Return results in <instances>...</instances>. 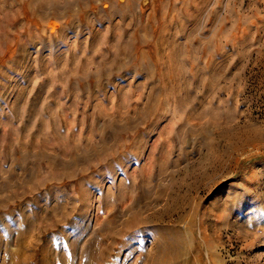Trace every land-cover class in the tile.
<instances>
[{
    "label": "rangeland",
    "instance_id": "374dc122",
    "mask_svg": "<svg viewBox=\"0 0 264 264\" xmlns=\"http://www.w3.org/2000/svg\"><path fill=\"white\" fill-rule=\"evenodd\" d=\"M57 1L0 0V264H264V0Z\"/></svg>",
    "mask_w": 264,
    "mask_h": 264
},
{
    "label": "bare ground",
    "instance_id": "6f19581e",
    "mask_svg": "<svg viewBox=\"0 0 264 264\" xmlns=\"http://www.w3.org/2000/svg\"><path fill=\"white\" fill-rule=\"evenodd\" d=\"M23 1V0H22ZM72 1V0H71ZM71 1H66L65 4H63L65 7L64 8H68L71 9L72 7H74L76 5V3H71ZM80 2H82V0H78ZM87 1V0H86ZM85 1V2H86ZM20 2V0H19ZM38 2V3H37ZM63 2V0H62ZM74 2V1H73ZM25 6H27V9H29L30 11L33 12L34 9H36L35 11L38 12H42V11H46V10H50L52 9L54 11V14L56 15V17L58 16V12L61 9V4L60 1L55 0L53 3H47L46 1L43 0H26ZM24 3H21L22 5ZM37 3V4H36ZM127 4V2H126ZM124 5V4H123ZM133 0H129V4L127 5L129 8L133 7ZM80 6V5H79ZM125 7V6H124ZM113 9V7H112ZM72 11V10H71ZM113 11V10H112ZM30 12V13H32ZM39 13V12H38ZM5 14V13H4ZM35 14V13H34ZM36 15V14H35ZM38 15V14H37ZM32 16V15H31ZM8 19V18H7ZM12 23V22H10ZM10 23L7 20L2 21L0 19V29L1 27L5 26L7 27L5 24H9ZM12 26V25H10ZM9 27V26H8ZM5 29V28H4ZM147 29V28H146ZM145 29V30H146ZM1 31V30H0ZM2 32V31H1ZM0 32V34H1ZM3 35V34H1ZM0 35V37H2ZM97 35V34H96ZM136 36H138L136 34ZM135 36V38H136ZM5 37V36H4ZM6 39V38H5ZM32 39V38H31ZM1 40V39H0ZM160 41V39H159ZM162 41V39H161ZM4 43V42H3ZM162 44V43H161ZM158 45V44H157ZM117 53V52H116ZM124 53V52H123ZM130 54V53H129ZM143 58V57H142ZM132 65V64H131ZM143 66V65H142ZM139 68V67H138ZM149 108V107H148ZM147 108V109H148ZM155 108V107H153ZM152 106L149 108V110L144 111V113L142 114L143 116L147 117L151 114L152 110H153ZM156 110H154L155 112ZM226 112V111H225ZM153 113V112H152ZM154 114V113H153ZM228 115V113H227ZM135 117V116H134ZM144 120V119H143ZM133 127V126H132ZM118 128V127H117ZM120 129V128H119ZM253 133H251L252 139L253 141H257L258 139H260L263 134L261 132H259L258 130H255V132L253 130H251ZM249 133V132H248ZM250 136V137H251ZM261 140V139H260ZM165 161V160H164ZM158 166V165H157ZM162 176H164V173L161 174ZM133 176V175H132ZM144 178V177H143ZM151 177L150 175H146V177L143 179L144 182L141 184V194L139 192V194L137 195V197L139 198L138 200H140L141 203H144L146 201V199H148V196L151 197V194L149 195V191H148V187H147V183L149 182L148 180H150ZM121 184V183H120ZM123 184V183H122ZM173 187V186H172ZM119 191H123L124 187L122 186H118ZM128 188V187H127ZM123 189V190H122ZM162 189V188H161ZM126 191V190H125ZM170 188H165L163 190H160V192L155 196V200L159 201L161 200V198L163 197L164 194H169L170 192ZM84 196L87 195V193L85 192V190L83 189ZM122 193V192H120ZM125 195V194H124ZM83 196V197H84ZM149 197V198H150ZM128 198V197H127ZM126 200V198L123 197V195L120 198L121 202H124ZM171 201V199H168ZM169 201V202H170ZM133 202V201H132ZM177 203L176 199L172 200V205H170L169 203L167 204L168 206L165 208V210L163 211L164 213H162V215H158L155 216L158 220L163 219L165 217H170L172 215V213L174 212L173 209L175 208V205ZM146 205V204H144ZM142 209H135V208H131L129 210V220H127V222H125L126 224V228L127 230H136L137 227H146L147 225H154V224H161L160 222H157L154 220L153 223H146V219L142 218ZM148 220V219H147ZM151 222V221H150ZM114 224V221L111 220V224ZM115 225V224H114ZM170 228L167 230V232L171 234V240L170 238L167 236L169 234H165L163 233V236L160 237L159 240H157V246L155 247V250L152 251V253H150L149 255V259H150V263L151 264H179L181 262H183L182 260L184 259L183 257L185 255H187L189 253V241H187V232H182L180 229H177L176 226L173 225V227H171V225L169 226ZM120 233V232H119ZM117 235V234H116ZM119 235V234H118ZM117 237V236H116ZM193 238V237H192ZM131 241V240H130ZM95 244V243H94ZM97 244V243H96ZM94 255V254H93ZM93 255H89L88 256V261L92 264H95V261L93 259ZM186 258V257H185ZM188 259V258H187Z\"/></svg>",
    "mask_w": 264,
    "mask_h": 264
}]
</instances>
